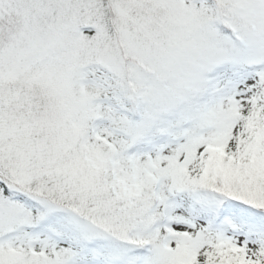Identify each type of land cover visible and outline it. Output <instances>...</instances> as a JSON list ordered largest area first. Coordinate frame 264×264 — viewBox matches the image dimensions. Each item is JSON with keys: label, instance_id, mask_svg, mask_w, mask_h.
Segmentation results:
<instances>
[{"label": "snow or ice", "instance_id": "1", "mask_svg": "<svg viewBox=\"0 0 264 264\" xmlns=\"http://www.w3.org/2000/svg\"><path fill=\"white\" fill-rule=\"evenodd\" d=\"M0 264H264V0H0Z\"/></svg>", "mask_w": 264, "mask_h": 264}]
</instances>
